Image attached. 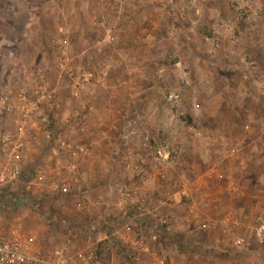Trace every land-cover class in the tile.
<instances>
[{"label": "rangeland", "instance_id": "obj_1", "mask_svg": "<svg viewBox=\"0 0 264 264\" xmlns=\"http://www.w3.org/2000/svg\"><path fill=\"white\" fill-rule=\"evenodd\" d=\"M175 1L0 0V164L18 171L0 225L48 264L102 239L115 251L101 264H264V0ZM187 20L194 38L172 40ZM107 101L134 106L113 112L99 160L81 114Z\"/></svg>", "mask_w": 264, "mask_h": 264}, {"label": "built area", "instance_id": "obj_2", "mask_svg": "<svg viewBox=\"0 0 264 264\" xmlns=\"http://www.w3.org/2000/svg\"><path fill=\"white\" fill-rule=\"evenodd\" d=\"M217 45V43H216ZM180 93L178 91H171L166 96V101L171 104L175 105L180 101ZM41 123L45 127V135L49 138L51 136L50 129L47 128L48 120L47 117L42 115L40 118ZM35 124V123H33ZM23 125H19L16 127L17 133V139L14 140L12 143V146H10L8 149H10V154L5 155L6 157H17V155L20 154L21 148H22V141H21V133L23 129ZM163 146L161 149L156 150V156L160 158H166L168 157V150ZM2 152L1 154H5V148L2 147L0 149ZM80 153L79 147H75L71 150V155L73 157H77ZM71 167H75V163H71ZM153 168H155L159 171L160 175L163 173L161 170H159V167H156V165H153ZM17 170L9 165L5 166L3 164H0V188L3 185H6L9 181L15 178L17 175ZM158 173V174H159ZM62 192H67L68 189L65 185L61 186ZM183 195L188 194V189H183L181 191ZM135 223H131L130 226L127 225L126 229H132V226L134 227ZM128 241V240H125ZM130 244L133 246L135 250H137V254L145 253L149 254L152 252V248L146 244V242L139 236L131 238ZM63 255V249L59 248L58 251V260L62 258ZM58 263V262H57ZM0 264H48L47 260L43 257V255L40 254V252L34 251L33 247L31 246V242L28 238L23 237L20 233H18L15 229H9L8 231H4L3 227L0 225ZM55 264V263H54Z\"/></svg>", "mask_w": 264, "mask_h": 264}, {"label": "crops", "instance_id": "obj_3", "mask_svg": "<svg viewBox=\"0 0 264 264\" xmlns=\"http://www.w3.org/2000/svg\"><path fill=\"white\" fill-rule=\"evenodd\" d=\"M179 1V0H178ZM171 2H172V0H171ZM182 2H184V0H180L179 1V3L177 4V1H175V3H171L172 5H171V7H165L166 9H168V8H172V9H175V7H176V5H179L180 7H182ZM184 4V3H183ZM184 6V5H183ZM204 8H202V13H204L205 12V10L207 9V5L206 6H203ZM178 8V7H177ZM183 8V7H182ZM181 8V9H182ZM190 8H192V7H190ZM197 11V10H196ZM182 15H184V12H182ZM182 15H179L180 17H182ZM179 22V21H178ZM187 23H186V25H187V27L186 26H184L183 28H181L180 30H178V27H181V26H176L177 27V30H175L174 29V23H172L171 25H170V27L172 26V31L173 32H169V35H170V37H171V39L172 40H183V42H190L191 41V39H193L194 38V36H193V34L191 35L190 33H188V32H190L191 31V29H192V27H190V24H192V22L193 21H189V20H187L186 21ZM177 23V22H176ZM223 25H225V26H230L229 28H232V25L234 26V24H232V25H230V24H223ZM222 25V26H223ZM197 28V27H196ZM193 29H194V27H193ZM171 31V30H170ZM222 33V32H221ZM179 35H180V39H178L177 37H179ZM231 35V34H230ZM218 38L220 37V36H222V34H217L216 35ZM224 36H226V35H224ZM223 37V36H222ZM223 39V38H222ZM180 40V41H181ZM105 92L106 91H110V90H107V89H105L104 90ZM94 101V100H93ZM106 103V102H105ZM105 103H103L102 102V104H95V103H91V102H89L87 105H89L88 106V109H87V113H86V115H84V114H81L82 116H85V120L84 121H86L87 120V122L88 123H91V124H93V126H94V131L93 132H91L90 133V135L92 134V139H93V141H92V145H94L93 146V148H94V158H96L97 156H99V160H100V157L101 156H104V157H106V158H108L107 156H106V153H105V149H99V146L102 144V146H104V144H107V143H109V138L111 137V129H110V125L112 124V123H114V122H116V121H118L117 119H121V117L119 116V113L117 114V115H113V112L115 111V110H117V111H120V110H122V109H126L127 108V110L129 109H131V108H133V106L134 105H130V106H127V104H120V103H117L118 104V106H115L114 105V107L113 106H111V104H109L108 103V101H107V103L105 104ZM135 108H136V106H135ZM123 120V119H122ZM110 123V125L108 126V124ZM96 126H99V128H97V129H95L96 128ZM136 155V157L133 159L134 161L136 160V159H138L137 157H139V155L138 154H135ZM109 157H113L112 156V154L110 153L109 155H108ZM106 158H104V160H106L107 162H108V160L106 159ZM95 160V159H94ZM103 162V161H102ZM104 163V162H103ZM116 164V163H115ZM110 165V164H109ZM108 165V166H109ZM112 165V164H111ZM75 166H76V164H75ZM110 167V166H109ZM103 168L105 169L106 167L105 166H103ZM108 168V167H107ZM137 171L139 172V171H141V169H139V168H137ZM149 181L147 180V179H145V180H142L141 182H140V184H141V187H144V188H148V187H150L149 186ZM100 185V184H99ZM118 185H120L121 186V184L120 183H118ZM97 202H99V201H94L93 203H97ZM103 218L105 219L106 218V216H104L103 215ZM128 221L129 220H132L131 218H129L128 217V219H127ZM126 220V221H127ZM127 221V222H128ZM127 222H125V224L127 223ZM135 223V222H134ZM138 223V222H137ZM138 225V224H137ZM139 226V225H138ZM140 226H141V222H140ZM127 227V226H126ZM142 227V226H141ZM143 228V227H142ZM141 228V229H142ZM91 229H93V228H91ZM130 230V229H129ZM89 232V231H88ZM100 232V231H99ZM125 232H127V231H125ZM139 232V231H138ZM138 232H136V233H138ZM95 233H97V232H93V230L90 232V234H91V237H92V235H94ZM101 233V232H100ZM111 233L112 232H110L108 235H111ZM140 234V233H139ZM108 235H106L105 234V236L104 237H107ZM90 238V237H89ZM70 242V241H69ZM73 243L74 242H72V244H69L68 246H61L64 250H63V255H62V258H60L59 259V261H65L67 264H71V263H69L70 261H72V263H75V262H77V263H80V264H92L93 262H99L98 260H96L95 259V255H94V250H95V248H96V246H93V245H91V246H75V245H73ZM91 243H93L94 244V242H91ZM111 252H112V258L114 257V251H115V248L114 247H112V246H109V248H108ZM64 258V260H62ZM162 259H159V258H156L155 257V260H153L152 259V261L150 262L151 264H163V262L161 261ZM155 262V263H154ZM100 263V262H99ZM138 263H141V264H146L145 263V261H143V260H140ZM101 264V263H100Z\"/></svg>", "mask_w": 264, "mask_h": 264}, {"label": "trees", "instance_id": "obj_4", "mask_svg": "<svg viewBox=\"0 0 264 264\" xmlns=\"http://www.w3.org/2000/svg\"><path fill=\"white\" fill-rule=\"evenodd\" d=\"M108 248H109L108 240L106 239L99 240L94 250L95 259L103 263H107L108 258L110 256V251Z\"/></svg>", "mask_w": 264, "mask_h": 264}]
</instances>
